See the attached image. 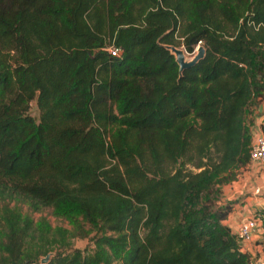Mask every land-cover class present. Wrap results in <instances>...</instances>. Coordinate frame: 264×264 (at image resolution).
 Returning a JSON list of instances; mask_svg holds the SVG:
<instances>
[{
	"label": "trees",
	"instance_id": "16d2710c",
	"mask_svg": "<svg viewBox=\"0 0 264 264\" xmlns=\"http://www.w3.org/2000/svg\"><path fill=\"white\" fill-rule=\"evenodd\" d=\"M263 94L264 0H0V264H251L221 194Z\"/></svg>",
	"mask_w": 264,
	"mask_h": 264
},
{
	"label": "crops",
	"instance_id": "0c3cea01",
	"mask_svg": "<svg viewBox=\"0 0 264 264\" xmlns=\"http://www.w3.org/2000/svg\"><path fill=\"white\" fill-rule=\"evenodd\" d=\"M259 100L260 102L253 113V122L250 125L254 136L264 132V98L261 97ZM248 169L243 183L234 181L222 187L221 203L234 202L233 210L224 222L235 233L255 210L264 206V163L252 161L248 165ZM257 189L260 191L257 192ZM258 237L261 236L255 233L253 240L245 244L246 251L251 257H253V250L262 253L261 248L264 243H261ZM260 259H264V256H260Z\"/></svg>",
	"mask_w": 264,
	"mask_h": 264
},
{
	"label": "rangeland",
	"instance_id": "374dc122",
	"mask_svg": "<svg viewBox=\"0 0 264 264\" xmlns=\"http://www.w3.org/2000/svg\"><path fill=\"white\" fill-rule=\"evenodd\" d=\"M180 42L182 43V39H180ZM180 44V43H179ZM202 45V44H200ZM109 47V46H108ZM178 48L180 49H184V46L183 45H179ZM197 48L196 50L194 51V53H188L187 51H185V55H186V59L187 60H191L196 54H197ZM262 98H264V94L263 96H261ZM257 103L252 107V109L250 110V112L248 113V116H247V125H251L252 122H253V113L255 112V109L257 108L260 100L256 101ZM30 114L35 118V119H39V116H40V111H39V108L37 106V103H36V100H34L32 103H31V109H30ZM257 136V135H255ZM254 136V138H255ZM249 169H248V165L247 166H244L242 167L239 171H238V179L235 180V182H240V183H243L244 179H245V176H246V172H248ZM234 182V181H233ZM240 185V184H238ZM23 210L25 212H32L28 209L27 206H24L23 207ZM32 216L38 220L40 219L41 217H44L46 219H48V221L51 223V225L53 227H57V226H63V227H67V228H72V225L65 219H62V218H58L56 217L54 214H53V211L52 209H49V208H46V209H43L42 211L40 212H32ZM93 236H94V233H92L88 238H75L73 240V245L75 248H81V249H92L93 248ZM261 237H258L259 240L261 241V243H264V235H260ZM261 251L262 253L260 254V252L256 251V250H253V258L254 259H260V256H264L263 252H264V246H262L261 248ZM45 259V258H44Z\"/></svg>",
	"mask_w": 264,
	"mask_h": 264
},
{
	"label": "built area",
	"instance_id": "2783aa9c",
	"mask_svg": "<svg viewBox=\"0 0 264 264\" xmlns=\"http://www.w3.org/2000/svg\"><path fill=\"white\" fill-rule=\"evenodd\" d=\"M107 50L114 56L119 57L122 54V48L115 45H110ZM250 155L252 161L264 163V132L255 136L250 148ZM260 189H257L259 192ZM264 235V206L255 210L248 220L243 223L237 234L238 238L243 243V249L246 251L245 244L251 242L254 238V234ZM251 264H264V259H254L251 257Z\"/></svg>",
	"mask_w": 264,
	"mask_h": 264
},
{
	"label": "water",
	"instance_id": "95a60500",
	"mask_svg": "<svg viewBox=\"0 0 264 264\" xmlns=\"http://www.w3.org/2000/svg\"><path fill=\"white\" fill-rule=\"evenodd\" d=\"M168 48L176 55V61L180 66V72L182 73L185 69L196 65L201 59L205 57L206 50L203 46L199 45L197 47V54L191 59L187 60L185 51L183 49H180L174 45L168 46ZM49 256H47L43 261H47Z\"/></svg>",
	"mask_w": 264,
	"mask_h": 264
}]
</instances>
